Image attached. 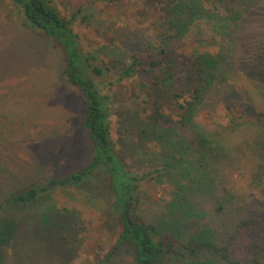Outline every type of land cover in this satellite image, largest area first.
<instances>
[{"label": "rangeland", "instance_id": "1", "mask_svg": "<svg viewBox=\"0 0 264 264\" xmlns=\"http://www.w3.org/2000/svg\"><path fill=\"white\" fill-rule=\"evenodd\" d=\"M250 1L252 4L243 8L241 20L224 34L202 23L172 41L167 57L175 66L170 86L180 89L191 80L188 55L223 54L218 78L198 107L194 122L224 147L215 162L218 189L214 192L221 198L225 194L229 204L224 214L215 217L211 215L215 194L211 197L191 191L188 199L219 239H228L224 230L229 232L240 218L261 219L263 235L258 233L256 237L264 246V169L258 168L264 164V123L253 117L237 118L236 112L237 107L248 109V103H253V114L264 118V0ZM145 2L56 0L63 16L69 18L75 13L71 28L85 52L102 48L98 52L101 59L120 62L133 53L152 51L146 39L155 40V17L137 12ZM62 64L63 54L55 42L23 26L18 9L10 0H0V185L7 189L40 181L85 161L89 141L80 128L83 101L77 88L61 78ZM113 79L111 72L101 77L104 84ZM141 84L149 83L140 78L133 82L134 87ZM125 85L127 88L114 86L124 99L126 89L132 87ZM232 117L235 124L230 122ZM112 123V135L116 137L115 116ZM133 164L137 167L136 162ZM141 189L143 198L136 213L145 219L171 198V187L165 184L143 183ZM101 205L82 191L59 189L51 193L50 201L26 210L0 212V229L8 235L6 242L0 240V264L98 261L113 244L116 228ZM56 209L73 211L75 234L68 218ZM132 255L131 250L121 247L100 264H133Z\"/></svg>", "mask_w": 264, "mask_h": 264}, {"label": "trees", "instance_id": "2", "mask_svg": "<svg viewBox=\"0 0 264 264\" xmlns=\"http://www.w3.org/2000/svg\"><path fill=\"white\" fill-rule=\"evenodd\" d=\"M10 2L18 9L23 26L51 38L60 48V76L77 88L83 101L80 128L87 134L89 147L85 161L77 167L17 188L0 185V212L26 210L50 201L51 193L59 189L79 190L97 198L102 212L112 217V227H116L109 251L92 264L109 260L121 247L132 251L133 264H264V246L256 237L262 234L261 219L240 218L233 229L224 230L228 239H219L188 199L191 191L215 194L216 206L211 211L215 217L224 214L229 204L225 194L221 198L214 192L218 189L215 162L224 147L194 122L198 107L218 78L223 54L188 55L191 80L180 89L170 86L175 66L167 57L172 41L202 23L224 34L241 20L243 8L251 1L146 0L137 12L155 17V40L146 37V46L152 51L133 53L122 62L101 59L98 52L102 48L85 52L71 28L75 13L63 16L56 0ZM98 60L100 64H95ZM108 72L114 79L104 84L101 77ZM138 78L149 84L134 87ZM125 84L132 85L126 89V99L114 91L115 85L127 88ZM254 111L253 103H248V109L237 107V118L253 117L264 123L262 115ZM113 116L116 137L112 135ZM230 122L235 124L234 117ZM258 168L263 170L264 164ZM150 182L171 187V198L145 219L136 209L143 198L142 184ZM57 211L68 218L75 234L73 211ZM7 236V231L0 229V240L6 242Z\"/></svg>", "mask_w": 264, "mask_h": 264}]
</instances>
